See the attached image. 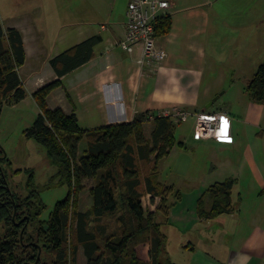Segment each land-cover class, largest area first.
Instances as JSON below:
<instances>
[{"label": "crops", "instance_id": "crops-1", "mask_svg": "<svg viewBox=\"0 0 264 264\" xmlns=\"http://www.w3.org/2000/svg\"><path fill=\"white\" fill-rule=\"evenodd\" d=\"M130 1L0 0V21L5 28L21 31L26 51L19 74L27 95L11 106L30 107L39 115L34 93L59 78L51 59L101 36L92 59L64 75L62 84L47 98L50 108L76 113L83 130L133 122L153 110L227 113L233 140L198 137L196 144L208 151L212 168L206 165L201 170L204 184L195 188L190 206L180 207L177 215L172 210L168 220L160 218L162 223L178 222L183 231L194 234L183 244L191 252L190 264H264V142L248 134L250 122L232 106L208 110L227 92L220 94L228 75L220 71L224 70L219 66L222 40L211 11L204 8L207 1L169 0L171 7L165 15L171 17L172 27L168 34L158 36V45L167 54L159 66L140 62L142 45L131 52L120 45L126 37ZM256 111L252 109V114ZM185 146L184 142L180 148ZM229 178L237 180L233 188L235 210L213 220L201 218V196L208 187ZM180 200L182 203L183 194ZM147 250V256L140 257L150 261L149 247Z\"/></svg>", "mask_w": 264, "mask_h": 264}, {"label": "trees", "instance_id": "trees-1", "mask_svg": "<svg viewBox=\"0 0 264 264\" xmlns=\"http://www.w3.org/2000/svg\"><path fill=\"white\" fill-rule=\"evenodd\" d=\"M171 27L169 15L160 17L157 36L168 34ZM101 41V36H93L52 58L59 78L34 93L41 112L27 135L45 147L51 163L58 167L59 184L69 187L67 197L48 218H43L46 205L39 198L34 172L27 183L29 192L17 193L8 178L11 160L0 146V264H78L81 248L86 264H176L162 258L168 237L158 219H169L170 198L180 200L182 192L161 181L159 163L174 147H184L176 136L181 122L171 116L150 119L149 112L133 122L90 131L80 127L76 113L48 105L47 98L62 84V77L90 61ZM25 60L21 31L5 28L0 21V114L4 106L19 103L27 95L19 74ZM246 90L252 102L264 104V61ZM149 123L152 129L147 134ZM83 139L87 148L80 155ZM142 166L149 168L143 180ZM86 180L93 182V203L89 210L81 211L78 195L87 187ZM236 183L229 178L208 187L199 199V216L213 220L233 212ZM145 195L152 201L160 198L155 210L146 211ZM93 222L97 224L92 228ZM142 244L149 245V262L137 253Z\"/></svg>", "mask_w": 264, "mask_h": 264}, {"label": "rangeland", "instance_id": "rangeland-1", "mask_svg": "<svg viewBox=\"0 0 264 264\" xmlns=\"http://www.w3.org/2000/svg\"><path fill=\"white\" fill-rule=\"evenodd\" d=\"M202 1H207L204 8L211 11L212 21L222 40L219 66L224 70L220 71H225L228 75V83L220 94L226 89L227 92L222 94L208 110L230 109L232 106L235 111L244 114L242 115L245 121L250 122L247 123L249 125L246 124L248 134L253 133L255 137L264 142V104L252 102L246 90L248 83L264 61V0ZM252 109H257V111L252 114ZM250 115L251 118H246ZM37 117L38 114H34L30 107L4 106L0 114V146L4 148L11 160V165L7 167L8 178L17 193L27 194L29 192L27 183L31 172H34L39 198L46 205L43 218H48L56 204L67 197L69 187L59 184L56 176L58 167L51 163L45 147L35 138L27 135V130L32 129ZM194 118L190 117L188 121L177 125L176 136L179 141L186 143V148L176 147L171 157L164 158L159 164V178L175 185L184 196L183 204L179 202L181 200L171 196L173 215H177L183 205L190 206L193 195H195V188L204 184L201 170L206 165L212 168L211 163L208 165V151L201 145L198 148L196 144L199 138L195 130L196 118L195 120ZM151 129L152 124H147L146 133L149 134ZM86 146L87 141L83 139L79 148L80 155L84 153ZM148 170V167L142 166L140 170L142 180ZM85 184L87 187L78 195V208L81 211L89 210L93 203L90 193L93 182L86 180ZM155 200L152 201L151 196L147 195L142 198L146 211L156 209L160 198ZM158 220L162 222L160 217ZM106 221L103 220V222ZM21 222L22 220L19 221ZM96 224L93 222L92 228ZM180 225L173 221L163 223L162 230L168 236V244L162 258L163 260L170 259L176 264H190L191 252L184 249L183 244L194 238V234L183 231ZM148 247V245L138 246V255L147 256ZM78 264H86V256L82 248L79 251Z\"/></svg>", "mask_w": 264, "mask_h": 264}, {"label": "built area", "instance_id": "built-area-1", "mask_svg": "<svg viewBox=\"0 0 264 264\" xmlns=\"http://www.w3.org/2000/svg\"><path fill=\"white\" fill-rule=\"evenodd\" d=\"M171 7L169 0H131L127 9L126 37L120 45L128 51H133L137 45L143 47V64L159 66L166 58V52L158 45L156 22L167 13ZM171 116L179 122L196 117L195 130L201 139H220L226 142L233 140V127L227 113L164 110L150 112L149 118Z\"/></svg>", "mask_w": 264, "mask_h": 264}, {"label": "water", "instance_id": "water-1", "mask_svg": "<svg viewBox=\"0 0 264 264\" xmlns=\"http://www.w3.org/2000/svg\"><path fill=\"white\" fill-rule=\"evenodd\" d=\"M217 99H218V96L215 97L209 104H207V106L210 107L214 103V101H216ZM39 258H40V254H39V257H38V261H39ZM38 261H37V263H38Z\"/></svg>", "mask_w": 264, "mask_h": 264}]
</instances>
